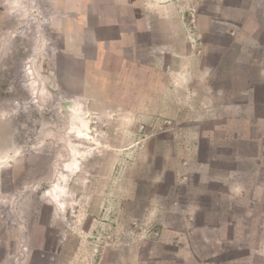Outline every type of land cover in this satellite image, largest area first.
Masks as SVG:
<instances>
[{
    "label": "rangeland",
    "instance_id": "rangeland-1",
    "mask_svg": "<svg viewBox=\"0 0 264 264\" xmlns=\"http://www.w3.org/2000/svg\"><path fill=\"white\" fill-rule=\"evenodd\" d=\"M61 4L0 0V264H128L133 246L159 238L163 225L151 217L178 228L169 210L202 204V192L203 204L222 207L203 212L210 222L243 216L225 207L226 176L251 187L254 205L227 246L241 261L250 247L252 264H264L254 253L264 230V84L239 79L244 72L231 81L220 66L203 85L189 82L185 97L133 88L104 98L106 111L75 96L88 91L59 51L70 7ZM249 84L250 96L237 94ZM164 101L174 104L165 110Z\"/></svg>",
    "mask_w": 264,
    "mask_h": 264
},
{
    "label": "crops",
    "instance_id": "crops-1",
    "mask_svg": "<svg viewBox=\"0 0 264 264\" xmlns=\"http://www.w3.org/2000/svg\"><path fill=\"white\" fill-rule=\"evenodd\" d=\"M61 3L70 7L62 10L68 21L60 30L59 51L74 59L66 60L67 65L78 69L76 80L88 91L75 96L97 103L106 111L111 108L105 99L130 97L133 88L141 90L136 96L168 97L175 90L179 97H185L189 82L203 85L215 78L220 66L230 73L231 81L236 72H244L239 79L264 84V0H61ZM225 38L228 45L221 42L219 46ZM214 45L221 47L222 53L213 49ZM224 51L229 52L226 59L220 55ZM140 83L145 87L140 88ZM253 91L249 84L237 94L250 96ZM195 95L202 97L201 93ZM121 101L125 103L124 99ZM200 102V111H211ZM172 104L164 101L163 109ZM208 174L197 175L203 181ZM226 177L231 200L225 207L242 208L243 216L232 212L230 217L210 222L211 215L203 212L212 207L218 214L222 207L203 204L210 192H202V204L180 203L184 205L169 210L180 217L178 228L169 226L166 216L151 217L152 223L163 225L159 238L133 246L124 255L130 258L128 264L241 261L236 256L239 249L227 244L235 239L234 232L242 219L251 215L254 206L250 204L251 187L247 190L246 185L239 186ZM260 225L264 228V219ZM251 239L248 236L249 246ZM260 247L254 253L264 258V230ZM252 252L249 247L243 253V264H252Z\"/></svg>",
    "mask_w": 264,
    "mask_h": 264
}]
</instances>
